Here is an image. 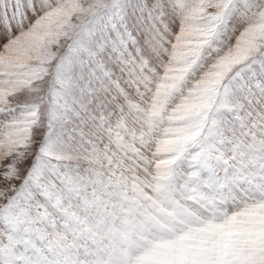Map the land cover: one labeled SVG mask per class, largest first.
Segmentation results:
<instances>
[{"label": "snow or ice", "instance_id": "6c2138e0", "mask_svg": "<svg viewBox=\"0 0 264 264\" xmlns=\"http://www.w3.org/2000/svg\"><path fill=\"white\" fill-rule=\"evenodd\" d=\"M0 264H264V0H0Z\"/></svg>", "mask_w": 264, "mask_h": 264}]
</instances>
